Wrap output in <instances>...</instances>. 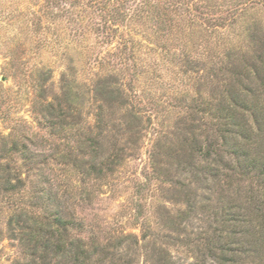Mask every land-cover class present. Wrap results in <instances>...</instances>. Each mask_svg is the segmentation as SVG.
<instances>
[{
  "label": "trees",
  "instance_id": "1",
  "mask_svg": "<svg viewBox=\"0 0 264 264\" xmlns=\"http://www.w3.org/2000/svg\"><path fill=\"white\" fill-rule=\"evenodd\" d=\"M8 3L0 0V31L19 20L28 37L3 57L10 67H2L0 92L10 95L12 87L3 84L11 79L39 129L34 132L24 118L11 121L9 110L0 109V125L8 131L4 135L0 130V213L9 214V238L18 240L24 264H135L142 247L138 237L105 230L99 218L85 214L95 190L73 191L74 184L87 180L100 190L126 162V150L138 146L144 120L150 124L156 118L159 101L145 94L146 82H139L149 66L138 57L137 43L125 34L129 31L119 27L140 35L153 29L157 36L188 37L189 27L211 21L221 24L228 17H202L196 0H35L33 11L12 12L3 7ZM253 37L250 44L255 49L250 55L241 54L235 45L224 46L225 56L203 62L190 59L184 48L179 59L170 61L173 67H186V72L207 69V81L193 80V95L179 94L186 111L174 120L175 131L167 134L160 125L150 153V173L140 187L160 192L164 183L169 184L164 191L169 190V200L181 208L173 216L161 208L155 225L169 232L166 244L189 247L193 241L185 228L196 217L197 197L205 199L199 191L212 185L224 192L245 180L255 184L258 199L246 198L257 208L253 218L234 200L227 205L221 202L214 213L219 227L209 240L198 237L213 264H245V252L237 246L238 232L245 234L251 226L264 236V44ZM113 40V52L103 54L101 49ZM25 43L37 60L28 67L22 59L14 64ZM44 51L54 57L60 52L67 60L58 94H50L52 72L39 61ZM69 53L79 58L78 66ZM112 62L131 72L129 82L107 73ZM81 67L96 70L90 84L78 79ZM85 106L92 110L91 124L84 121ZM5 122L13 124L6 127ZM43 130L46 135H40ZM252 132L257 141L246 150L241 143L251 145ZM139 204L132 226L144 232L140 239L151 245L146 262L176 264L165 247L157 246L158 238L147 241L155 236L150 222L139 218L143 213Z\"/></svg>",
  "mask_w": 264,
  "mask_h": 264
},
{
  "label": "rangeland",
  "instance_id": "2",
  "mask_svg": "<svg viewBox=\"0 0 264 264\" xmlns=\"http://www.w3.org/2000/svg\"><path fill=\"white\" fill-rule=\"evenodd\" d=\"M34 1L35 0H9V3L7 5L4 4L3 7L7 12L22 9L33 11L36 9V7L33 8L31 6ZM196 1L198 2L199 8L201 7L200 11L203 13L201 15L202 17L211 20L221 15L222 17L227 16V21L221 22V24L220 22L218 24V21H216V25H213L212 21L208 22L206 26L200 23L196 26L193 25L189 27L191 34L188 37H173L166 33L165 35L157 36V34L155 35L152 33L153 29L146 30L140 35L135 34L132 28L128 27L126 30L122 26L119 27V29H123L124 32L129 31L125 34L131 36L133 42L137 43L134 49L138 57L149 66V70L139 78V82L140 85L146 82L147 85L144 86L145 94L147 95L148 93L149 96L159 101V107L155 110L156 118L152 120L150 124L144 120L142 124L144 130L141 132L143 136L138 146L133 149L129 147L126 150L128 155L126 162L113 176L107 179L104 185L100 186V190H97L98 186H92L91 183H88V180L84 184L73 185V191H80L84 188L91 192L95 190L94 195L96 194V196H93L94 199L90 206H88V210L85 214H88L90 217L95 216L99 218L105 230H110L114 233L123 232L125 235L132 234L138 237L139 245L142 247L139 249L138 255L135 258V264H150L146 261L151 245L148 246L147 243H144L140 239L144 232L142 233L140 229L132 226V219L137 212L136 206L140 205L139 203L143 206V213L141 212L142 216L139 218L141 219L144 217L150 222L152 228L151 235L155 236L154 238L151 237V239H147V241L158 238L157 246L165 247L176 264H213L210 258L205 254V251L201 249L203 240L199 241L198 237H203L205 239L208 236L207 240H209L216 227H219V224L215 221L214 213L220 210L219 207L221 202L227 205V202L235 201L237 205H241V210L247 211L250 218H253V215L257 211L256 206H251L246 202V198L250 196L252 198L255 196L254 198L258 199V195H256V186L253 182H249L248 180L242 181L238 186L233 185L232 188L227 191L224 189V192H221L219 187H212L211 185L208 190L204 189L198 192V196L205 195V199L197 197L196 201L199 203H197L196 217L185 228L186 235L190 236L188 238L193 241V244L189 247L177 244L170 246L166 244L165 238V235L169 234V232L155 225V222L159 221L161 208L163 209L164 207L169 211V215L173 216L176 214V210L181 208V206L169 200L171 196L170 191H164V189H169L170 187L167 183L163 184V189L160 192L155 190V192L148 191L147 188L143 190L140 189L145 177L150 173V153L152 152L154 135H158L160 125H163L161 126L162 131L167 134L175 131L176 129L174 130L173 128L175 123L174 120L179 117L178 115L183 116V113L186 111L185 108H182L184 102L180 101L179 94L184 91H189L190 95H193L190 88L192 81L199 80L202 84L207 81V69L200 67L199 70L196 72L194 71V73L190 71L186 72V67H184L185 69L173 67L170 61L179 59L184 48H186V54L190 59H199L200 61L207 62L211 58L225 56L227 53L225 47L230 46L232 49L234 45V48L241 49V54H253V49L255 48L250 44L251 36H255L257 39L259 38L264 44V0ZM207 5L211 6L206 7ZM185 16V21L187 22L189 18L188 13L185 14ZM21 23V21L17 20L11 25L6 26L5 24L2 28L3 30L0 31V74L4 71L2 67H10L6 65L9 62L8 59H4L3 57H6L7 53L9 54L16 50L17 44L23 43V39L28 37V32L22 30V26H20ZM184 41L187 42L186 45L182 44ZM115 46L116 43L114 41L111 46H106V48L103 47L101 51L103 54L106 52H113ZM256 50H258V48ZM18 51L19 56H15L18 60L13 58L15 61L17 60L14 64H19L18 61L22 59V63L26 64V67H28V65H32V63L37 61L35 60L36 57L30 54L29 45L26 44L22 46ZM69 56L74 58V62L78 66L77 61L79 58L75 53H69ZM40 59L39 61H41L42 65L47 66L52 72L50 83L53 85L49 89L50 94H58L60 78L64 72L66 73L65 65H67V60L60 57V52L55 54L54 57L53 53L51 54L46 51L42 53ZM116 63L117 62H112L107 73L109 75H117L119 79L123 77L124 81L129 82L131 72L121 70L120 66H114ZM78 70V79L86 82V84H90L94 79L93 74L96 70L83 69L82 67L80 69L78 68ZM154 76L157 78L155 79ZM1 80L2 77H0V81ZM3 86L6 88L12 87V92L10 95H6L5 92H0V109L3 111L9 110L11 121H15L19 118H24L29 121L32 130L38 132L39 129L36 128V125L29 118L30 108L28 104L19 100L23 97V95H18L19 92L21 94L20 89L14 86L11 79H8ZM251 87L258 91V86L256 84H252ZM7 97H9V99ZM10 99L14 100L11 101ZM187 104H190V101ZM11 106L13 108H11ZM90 111L92 110L89 106H85L83 117L85 123L88 124L92 123ZM12 124L13 122H5L6 127ZM182 127L183 125H179V128ZM247 127L249 128L248 124ZM0 130L4 135L8 133L1 125ZM41 134L46 135L44 130L40 131V135ZM250 137L251 141L249 143H252L251 145H248V143L247 145L241 143L246 150L249 148L252 149L257 141L253 132ZM40 149L41 148H38V151ZM155 184L158 185L157 182H155ZM200 205L201 207L199 208ZM8 217V212L4 211L0 213V264H24V260L20 255L22 250L19 247L18 240L9 238L10 232L6 229ZM253 223L250 225H253ZM249 228L250 229L247 228L248 232L245 234L237 233V246L245 252V264H264V236L261 235V231L257 228L253 229L251 226H249ZM16 232L17 231H15V233ZM262 234L264 235V227L262 228ZM172 237L176 240H185L183 236L179 238V236L177 237V235L172 234ZM145 245L148 247H145Z\"/></svg>",
  "mask_w": 264,
  "mask_h": 264
}]
</instances>
